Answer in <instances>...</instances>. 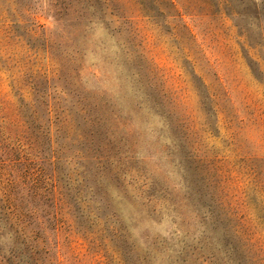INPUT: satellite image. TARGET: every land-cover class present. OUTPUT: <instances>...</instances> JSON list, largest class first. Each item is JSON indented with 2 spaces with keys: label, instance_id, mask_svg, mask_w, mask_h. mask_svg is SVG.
I'll list each match as a JSON object with an SVG mask.
<instances>
[{
  "label": "rangeland",
  "instance_id": "1",
  "mask_svg": "<svg viewBox=\"0 0 264 264\" xmlns=\"http://www.w3.org/2000/svg\"><path fill=\"white\" fill-rule=\"evenodd\" d=\"M0 264H264V0H0Z\"/></svg>",
  "mask_w": 264,
  "mask_h": 264
}]
</instances>
